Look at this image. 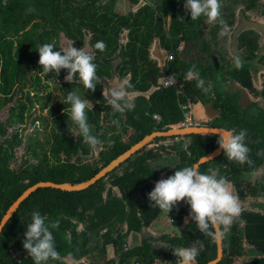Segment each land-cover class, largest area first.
Returning a JSON list of instances; mask_svg holds the SVG:
<instances>
[{
  "label": "trees",
  "instance_id": "trees-1",
  "mask_svg": "<svg viewBox=\"0 0 264 264\" xmlns=\"http://www.w3.org/2000/svg\"><path fill=\"white\" fill-rule=\"evenodd\" d=\"M120 1L0 0V219L29 184L40 179L86 180L144 135L183 122L186 110L180 103L188 97L192 107L213 109L212 119L201 120L200 126L235 133L244 129L251 150L250 165L229 160L221 150L198 166L202 173L212 170L225 177L242 208L239 219L222 237L223 256L216 264H264L261 35L256 29H242L232 35L234 50L227 44L236 6L244 14L256 9L264 15V1L220 0L223 24L220 20L210 23L204 16L191 20L185 0H128L125 12L117 9ZM62 38L78 49L88 46L95 54L101 83L94 92L84 88L78 75L66 82L64 69L58 76L39 74L37 50L52 43L62 51ZM98 41L106 44L105 51L95 49ZM237 57L239 68L234 63ZM193 67L199 76L190 79L187 72ZM171 71L179 73L185 95L158 83ZM124 79L132 84L128 91L135 107L125 114L114 113L106 87ZM198 79L210 87L207 94L197 87ZM70 91L91 103L85 110L88 123L102 142L95 149L83 142L71 119V105L66 102ZM152 115L159 116V121ZM192 119L201 118L192 112ZM113 120L119 124L113 125ZM219 135L154 137L86 188H35L0 232V264H33L22 241L34 210L46 222L58 221L53 235L60 259L49 264H179L173 249L189 247L197 239L204 247L196 264H205L216 256V242L199 232L189 206L181 201L167 213L177 233L153 235L148 227L163 211L147 194L158 180L193 165L218 146ZM243 171L257 173L242 177ZM131 233L139 235L136 244ZM106 246L112 249L110 256L102 250Z\"/></svg>",
  "mask_w": 264,
  "mask_h": 264
},
{
  "label": "clouds",
  "instance_id": "clouds-1",
  "mask_svg": "<svg viewBox=\"0 0 264 264\" xmlns=\"http://www.w3.org/2000/svg\"><path fill=\"white\" fill-rule=\"evenodd\" d=\"M184 8L194 21L204 16L208 22L215 23L221 17L220 0H185ZM220 22L223 24L222 20ZM106 47L103 41L95 44V49L101 52L105 51ZM37 51L38 64L42 67V71H39L40 75L45 77L53 73L58 76L64 69L67 70V75L64 77L66 82L73 81L78 75L84 88L92 92L95 91L97 83H101L97 76L94 53L82 47L78 49L73 46V43L62 51L55 50L52 43H46ZM234 63L237 68L241 66L239 57ZM198 76L199 73L194 67L187 72V77L190 79ZM197 87L201 88L205 94L210 91V87H206L202 79L197 80ZM131 88L132 84L127 79L118 80L108 88L107 102L114 113L125 114L127 111L134 110L133 96L128 91ZM66 102L71 105V119L78 126L83 142L94 149L100 146L102 142L92 134L85 111L91 103L82 100L79 95L71 91L67 94ZM112 124L118 125L119 121L113 120ZM246 136L247 131L244 129L239 133L223 132L220 133L217 144L229 160L241 165H250L252 163L249 158L251 150L245 143ZM147 195L154 206L168 214L174 206L184 201L190 208V219L195 223L199 232L211 238L213 242H218L225 236L233 222L239 219L242 213L239 198L234 194L230 182L212 170L210 174L202 173L195 164L176 170L166 179L158 180ZM57 227L58 221L46 222V217L39 211L34 210L31 213V223L26 227L22 244L33 264H49L50 261L60 259L53 235V230ZM203 247L202 241L197 239L192 241L189 247L173 249V254L179 257L180 264H196V258Z\"/></svg>",
  "mask_w": 264,
  "mask_h": 264
},
{
  "label": "water",
  "instance_id": "water-1",
  "mask_svg": "<svg viewBox=\"0 0 264 264\" xmlns=\"http://www.w3.org/2000/svg\"><path fill=\"white\" fill-rule=\"evenodd\" d=\"M229 130H226L222 127H208V126H199L195 129L190 127H176V128H168L165 130H154L150 133L144 135L141 139H139L137 142L132 144L129 148H127L125 151L120 152L115 157L111 158L106 164H104L99 170H97L92 176L87 178L86 180L80 181V182H70V181H60L55 182L52 180L47 179H40L37 180L25 188H23L20 192V194L10 203V205L7 207V210L3 214V216L0 219V229H2L5 225V223L9 220V218L12 216V214L15 212L16 208L20 204L21 200L25 198L32 190L39 186H51L60 188L63 190H79L88 187L90 184L94 183L98 178L101 176H104L108 171L112 170L115 166H117L122 160L127 158L129 155H131L133 152H135L137 149H139L141 146L146 145L151 139L154 137H168V136H174V135H181V134H190V133H223L227 132ZM222 149L219 148V145L215 148L211 149L207 153L199 156L193 164H195L197 167L200 163L209 160L219 154V152ZM209 158H206V157ZM1 232V230H0ZM223 256V246H222V238L216 242V256L206 262L205 264H216Z\"/></svg>",
  "mask_w": 264,
  "mask_h": 264
},
{
  "label": "rangeland",
  "instance_id": "rangeland-1",
  "mask_svg": "<svg viewBox=\"0 0 264 264\" xmlns=\"http://www.w3.org/2000/svg\"><path fill=\"white\" fill-rule=\"evenodd\" d=\"M264 1V0H263ZM129 2L126 0L125 1V7H123V4H121L120 6V10L123 8L127 9L126 4H128ZM130 6V4H129ZM128 6V7H129ZM235 21L233 26L231 27L230 31H231V36L228 37V41L227 44L229 46V50L232 51L234 50V44H233V39H232V35H234V33H236L239 30L242 29H248V28H252V29H256L260 35H261V44H262V53L264 54V15L260 14V12L256 9H252V10H248L247 14L242 13L241 11V6H239V4L236 6L235 9ZM166 24V22H165ZM164 24V25H165ZM60 45H63V49L66 48L69 45V40H67L66 38H62L60 40ZM74 47H76L75 45H73ZM85 50H89V47L86 46L84 47ZM264 72V69L261 70L258 74ZM264 74V73H263ZM259 78V77H258ZM75 90L76 92H79L80 88L75 86ZM106 90L108 91V87H106ZM84 96V95H83ZM198 107L201 108V110L198 113V110L196 111V105L193 106L192 112L193 115L197 118H201V119H195L194 121L200 123L201 120H211L213 117V109L211 108V106H205L202 107L201 105H198ZM1 115H4V112H1ZM175 128V127H174ZM256 171H243L242 172V177H253L254 174H256ZM181 202H179L176 206H179ZM167 218H168V214L162 212L161 214L158 215L157 219L154 220L152 222V224L148 227V231L151 232L153 235H158L161 234L162 232H170V233H177L176 229L173 227L172 224H170L169 222H167ZM92 222H94L95 220L93 219V216H90V219ZM130 238L134 239L133 242L136 244L137 242H139V235L136 233H131ZM130 239V240H131ZM132 242V243H133ZM102 250H105L106 253L110 256L112 253V249L110 246H106L103 247ZM82 264H88L87 261L85 262H81ZM72 264V263H70ZM73 264H78V262L73 263ZM180 264V263H179Z\"/></svg>",
  "mask_w": 264,
  "mask_h": 264
},
{
  "label": "built area",
  "instance_id": "built-area-1",
  "mask_svg": "<svg viewBox=\"0 0 264 264\" xmlns=\"http://www.w3.org/2000/svg\"><path fill=\"white\" fill-rule=\"evenodd\" d=\"M172 58V56L169 57V59ZM158 83L161 84L164 87H174L176 89L177 94L185 95V89L183 86L182 79L179 76V73L176 71H171L165 76H163L161 79L158 80ZM180 108L182 110H186L185 112V119L183 122L173 125L175 127H190V128H197L200 126V124L192 119V105L187 97L185 103H180ZM152 118L157 122L159 121V116L152 115ZM171 126V127H173ZM173 219L171 216L168 215L167 222L170 224L172 223ZM180 263V262H179Z\"/></svg>",
  "mask_w": 264,
  "mask_h": 264
},
{
  "label": "crops",
  "instance_id": "crops-1",
  "mask_svg": "<svg viewBox=\"0 0 264 264\" xmlns=\"http://www.w3.org/2000/svg\"><path fill=\"white\" fill-rule=\"evenodd\" d=\"M125 1L126 0H121L118 4H117V9L119 10V11H121V12H125L127 9L125 8H123V10L121 9H119L120 8V6H121V4H123V7H125ZM128 1V0H127ZM128 6H129V3L128 4H126V7L128 8ZM169 17H170V15H167V17H166V23H168V20H169ZM205 107V106H204ZM198 108V109H197ZM198 110V113H199V111L201 110V108L200 107H198V106H196V111Z\"/></svg>",
  "mask_w": 264,
  "mask_h": 264
}]
</instances>
